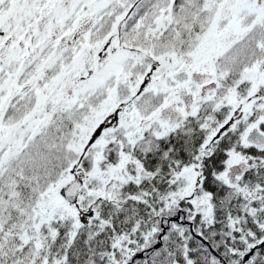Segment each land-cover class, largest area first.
<instances>
[{"label":"snow or ice","instance_id":"6c2138e0","mask_svg":"<svg viewBox=\"0 0 264 264\" xmlns=\"http://www.w3.org/2000/svg\"><path fill=\"white\" fill-rule=\"evenodd\" d=\"M0 264H264V0H0Z\"/></svg>","mask_w":264,"mask_h":264}]
</instances>
